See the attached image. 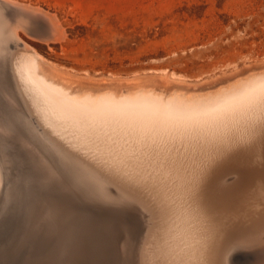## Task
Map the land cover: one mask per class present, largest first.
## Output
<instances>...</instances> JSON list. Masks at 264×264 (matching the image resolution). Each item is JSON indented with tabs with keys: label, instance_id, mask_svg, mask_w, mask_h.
<instances>
[{
	"label": "bare ground",
	"instance_id": "6f19581e",
	"mask_svg": "<svg viewBox=\"0 0 264 264\" xmlns=\"http://www.w3.org/2000/svg\"><path fill=\"white\" fill-rule=\"evenodd\" d=\"M16 1L0 4L43 24V41L62 35L59 20L40 5ZM45 63L27 44L11 59L0 44V209L12 196L15 214L0 242V264H200L202 258L186 257L187 247H205L208 263L226 264L240 246L259 252L253 264H264V214L240 212L246 200L264 201V77L193 99L150 91L116 98L102 89L74 90L50 76ZM40 129L120 180L135 193H127L133 202L103 194L106 181L104 192L88 188L62 154V164L52 158ZM157 173L181 174L186 182L195 176L199 192L188 193L182 208L149 184ZM224 216L232 218L228 237L217 228ZM213 240L222 241L217 262Z\"/></svg>",
	"mask_w": 264,
	"mask_h": 264
},
{
	"label": "rangeland",
	"instance_id": "374dc122",
	"mask_svg": "<svg viewBox=\"0 0 264 264\" xmlns=\"http://www.w3.org/2000/svg\"><path fill=\"white\" fill-rule=\"evenodd\" d=\"M16 2H24L28 6L32 3L35 6L40 5L36 8L61 20L58 23H61L63 33L67 34L66 40L65 35L62 37V33L60 40L58 38L49 42L43 41L39 36L46 29L43 24L24 12H20L17 17L10 8L0 4V23H2L0 32L1 30L3 32V35L0 34L1 49L11 59L23 45L27 44L43 57L46 62L44 69L46 68V71L50 69V73L47 72L50 76L59 77L57 80L61 82H68L67 84L74 90L91 93L102 89L103 92L114 94L116 98L127 97L132 92L150 91L155 95H165L169 98L182 95L187 99H193L213 94L221 87L230 89L251 77H264V0H18ZM33 5L30 6L35 7ZM15 26L18 28H13ZM236 80L238 81L235 82ZM157 83L159 84L156 85ZM61 144L62 150H69L65 144ZM71 152L76 155L75 162L71 159L67 160L71 162L70 166L74 170L77 169L83 181L86 178L85 183L88 188L91 186L90 189L98 193H101L103 188L105 190L102 191L103 194L108 190L110 193L107 191L106 194L112 197L119 192V197L122 196L133 202L127 193L136 197L135 193L133 194L128 187L122 188V183L119 184L120 180L117 181L98 164L97 168L92 160L87 159L88 162L83 156ZM232 163L234 160L230 164ZM87 171H91L92 174ZM95 172L99 176L95 175ZM217 173L218 170L215 169L210 172L209 177H215ZM82 174L86 175L83 177ZM159 174L151 175L155 179L151 176V179L147 178L149 184L153 189L167 194L182 208L185 206L186 197L191 193L199 192L195 176H190V180L187 178L189 182H186L181 174H177L176 178L175 174L174 176ZM89 179L90 181H87ZM101 181H106L103 183L105 186ZM233 181L234 176L227 180L228 183ZM101 184L104 187H99L102 186ZM107 184H114L115 187L119 184L120 187L116 189L112 188V185L110 188ZM167 184L169 187L166 186ZM175 196H178L176 200H174ZM203 199L207 202V198ZM242 206L240 211L242 214L244 212L247 215L253 212L264 214V201L258 198L246 200ZM224 219L227 221H223ZM230 219L227 216L218 218L220 225L218 224L217 228L220 233L226 231L227 237L232 230ZM229 225L230 230L227 229ZM2 230L3 227L0 226V235ZM177 230L181 231L179 224ZM213 241L217 251L214 262H217L222 241L220 244ZM243 248L244 246H240L227 254L225 263L253 264V260L256 262L260 253L256 251L249 253V250L245 252ZM197 251L196 249L194 252L188 247L183 250L187 252L186 257L202 258L200 264H210L208 263L210 252L205 247L199 249L198 253Z\"/></svg>",
	"mask_w": 264,
	"mask_h": 264
},
{
	"label": "water",
	"instance_id": "95a60500",
	"mask_svg": "<svg viewBox=\"0 0 264 264\" xmlns=\"http://www.w3.org/2000/svg\"><path fill=\"white\" fill-rule=\"evenodd\" d=\"M14 81H15V79H14ZM28 111H29V115L33 119L34 117H33L32 112L30 110H28ZM39 132H40L39 136L43 138L45 149H47V151L50 153L52 158H54L56 161L60 160V156L58 154H62V156L65 157L66 159H71V160L76 159V155H74L71 152L72 150H70V149L69 150H65V151L62 150V144L61 143H57L55 140H53L43 129H40ZM53 149L56 150V151L58 149V151L54 152ZM63 151L67 154V156H66V154ZM77 160H78V158H77ZM60 161H59V163H61ZM60 167L63 170V172L67 175V173H68V171L66 169L67 167H65V166L63 167L62 165H60ZM13 203H14L13 202V197L11 196V200H9L6 203V205H5V207L3 209H0V226L3 227V230L1 232V234H2L1 235V239H2V237L5 234V231H6L5 228H8L10 226L9 222L15 217L14 212L10 209V207H11V205Z\"/></svg>",
	"mask_w": 264,
	"mask_h": 264
},
{
	"label": "snow or ice",
	"instance_id": "6c2138e0",
	"mask_svg": "<svg viewBox=\"0 0 264 264\" xmlns=\"http://www.w3.org/2000/svg\"><path fill=\"white\" fill-rule=\"evenodd\" d=\"M5 111V105L3 103H0V112Z\"/></svg>",
	"mask_w": 264,
	"mask_h": 264
}]
</instances>
